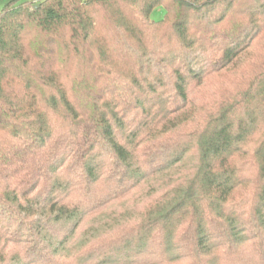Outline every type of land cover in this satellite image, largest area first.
<instances>
[{
  "label": "trees",
  "instance_id": "16d2710c",
  "mask_svg": "<svg viewBox=\"0 0 264 264\" xmlns=\"http://www.w3.org/2000/svg\"><path fill=\"white\" fill-rule=\"evenodd\" d=\"M263 40L264 0H11L0 264H264Z\"/></svg>",
  "mask_w": 264,
  "mask_h": 264
},
{
  "label": "rangeland",
  "instance_id": "374dc122",
  "mask_svg": "<svg viewBox=\"0 0 264 264\" xmlns=\"http://www.w3.org/2000/svg\"><path fill=\"white\" fill-rule=\"evenodd\" d=\"M11 0H0V11L10 2ZM33 1H39V0H33ZM164 13H165V10L164 9H158L157 11H155L154 13H153V15H152V18L153 19H155V20H160V19H162L163 17H164ZM261 44H264V40L261 42ZM231 91L234 93V94H236V92L238 91V90H236L235 88L234 89H231ZM225 93L227 94V93H230V90H226L225 91ZM204 97L206 98V100H208V96H207V94H205L204 95ZM198 108H200V107H198ZM199 111V110H198ZM197 111V112H198ZM143 194H145L146 195V197H144L143 199H141V201L140 202H138L139 204H138V206H135V205H137V201H135V202H132V201H130V206L129 205H127V203L126 204H124V207L123 208H125V209H132L131 211H136V210H138L141 206H142V204L145 202V201H148V200H150L151 199V197H148V194L147 193H142V194H140V195H143ZM132 207V208H131ZM136 216V215H135Z\"/></svg>",
  "mask_w": 264,
  "mask_h": 264
}]
</instances>
